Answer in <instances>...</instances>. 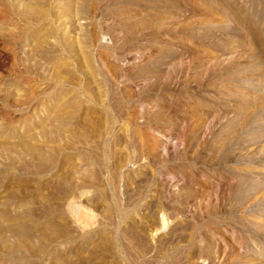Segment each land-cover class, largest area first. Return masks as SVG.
<instances>
[{"label": "rangeland", "instance_id": "1", "mask_svg": "<svg viewBox=\"0 0 264 264\" xmlns=\"http://www.w3.org/2000/svg\"><path fill=\"white\" fill-rule=\"evenodd\" d=\"M262 165L264 0H0V264L264 261Z\"/></svg>", "mask_w": 264, "mask_h": 264}, {"label": "bare ground", "instance_id": "2", "mask_svg": "<svg viewBox=\"0 0 264 264\" xmlns=\"http://www.w3.org/2000/svg\"><path fill=\"white\" fill-rule=\"evenodd\" d=\"M57 72H59V71H57ZM60 74V73H59ZM60 76V75H59ZM57 77V76H56ZM67 81V80H66ZM86 158H87V161H90V162H92V163H97V165L99 166H101V164H103V166H106V167H110L111 169L113 168V164H111V163H109L110 161H109V158H111V157H109L110 156V154H107V155H100V156H98V155H91V154H88V155H84ZM114 163H116L115 165H114V168H115V166L117 167V163L118 162H114ZM262 167H264V165H262ZM109 168V169H110ZM99 181H101V179H98ZM259 183V182H258ZM258 185V184H257ZM164 210V207H163V205H160V211L159 212H164L163 211ZM177 210V209H176ZM165 213V212H164ZM162 214L163 215V217H162V219H163V221H162V223H160V225L156 228V229H158V228H163V227H165L166 228V224H167V221H166V217H165V214ZM264 218V215L262 216V218H260V219H263ZM263 227V226H262ZM261 227V228H262ZM164 228V229H165ZM264 228V227H263ZM262 231V230H261ZM262 233V232H261ZM181 235V234H180ZM209 240V239H208ZM161 253H160V258H159V262H161V264H163V260H164V258H166V257H170V258H172L173 257V254H174V251H175V248H173V247H168L165 251H163L164 249L163 248H165V247H163V241H161ZM217 246V245H216ZM215 248V245H214V242L212 241V240H209V243L205 246V247H203V248H200L199 250H192V251H187L186 253H185V255L183 256V258H186L187 260H190V259H192V258H194L195 257V255L197 254V256L198 257H201V256H204V257H206V258H212L213 257V254H214V249ZM216 252V251H215ZM175 258V257H174ZM214 258V257H213ZM181 259H182V257H181ZM180 259V260H181ZM173 260V259H172ZM245 264H264V261L263 260H261V258L260 257H257V256H252L251 258H248V259H246V261H245Z\"/></svg>", "mask_w": 264, "mask_h": 264}]
</instances>
